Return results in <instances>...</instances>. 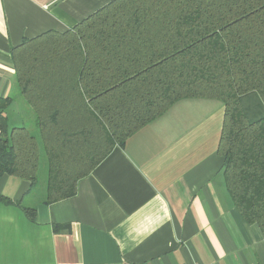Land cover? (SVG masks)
I'll list each match as a JSON object with an SVG mask.
<instances>
[{"label": "trees", "instance_id": "16d2710c", "mask_svg": "<svg viewBox=\"0 0 264 264\" xmlns=\"http://www.w3.org/2000/svg\"><path fill=\"white\" fill-rule=\"evenodd\" d=\"M10 56L33 123L9 127L13 99L0 98V177L29 182L44 204L72 198L114 147L174 103L216 100L226 191L264 237V0H112Z\"/></svg>", "mask_w": 264, "mask_h": 264}, {"label": "crops", "instance_id": "0c3cea01", "mask_svg": "<svg viewBox=\"0 0 264 264\" xmlns=\"http://www.w3.org/2000/svg\"><path fill=\"white\" fill-rule=\"evenodd\" d=\"M111 1L0 0V98L13 99L4 111L9 127L14 101L30 110L10 50L64 32ZM222 121L221 102L180 100L114 147L77 182L75 196L50 204L42 190L3 175L0 196L10 203L0 202V264H264L259 227L245 222L225 188ZM24 207L36 210L34 220Z\"/></svg>", "mask_w": 264, "mask_h": 264}, {"label": "rangeland", "instance_id": "374dc122", "mask_svg": "<svg viewBox=\"0 0 264 264\" xmlns=\"http://www.w3.org/2000/svg\"><path fill=\"white\" fill-rule=\"evenodd\" d=\"M19 96H20V94H19ZM27 113H29V115L33 119V116L31 114V111L29 110V112H27ZM27 113L22 109V107H19L18 106V103L16 101H14V107L12 108V111L10 112V118H11L10 119V125L12 124V126H22V125H20V122H23V124L25 126H30L31 125V124H29L30 118L28 117V114ZM44 181H45L44 174L43 175H40V182L43 183ZM41 186H42V184H41Z\"/></svg>", "mask_w": 264, "mask_h": 264}]
</instances>
